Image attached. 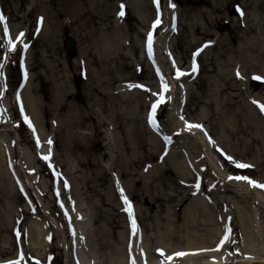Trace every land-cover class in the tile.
<instances>
[{
  "label": "rangeland",
  "instance_id": "obj_1",
  "mask_svg": "<svg viewBox=\"0 0 264 264\" xmlns=\"http://www.w3.org/2000/svg\"><path fill=\"white\" fill-rule=\"evenodd\" d=\"M159 9L153 61L144 41L157 15L151 0H0L11 37L23 31L29 44L26 52L0 48V264L21 252L20 264H156L191 255L199 249H183V226L192 214L198 223L190 229L211 251L191 264H264V189L246 193L251 186L228 179L264 183V112L252 102L264 104V0H159ZM173 61L186 75L174 78ZM156 67L170 90L154 129L145 117L160 90ZM29 96L38 97L35 137L20 112L29 117ZM221 152L252 167L230 170ZM180 161L192 181L183 180ZM117 181L133 207L135 235ZM57 204L69 211L71 235ZM226 227L229 240L217 249ZM197 243L189 246H204Z\"/></svg>",
  "mask_w": 264,
  "mask_h": 264
},
{
  "label": "snow or ice",
  "instance_id": "obj_2",
  "mask_svg": "<svg viewBox=\"0 0 264 264\" xmlns=\"http://www.w3.org/2000/svg\"><path fill=\"white\" fill-rule=\"evenodd\" d=\"M153 2L157 5V15H156V19L153 22L151 28L152 30H150L147 35H146V50H147V55L149 57V59H152L154 61V53H153V42H154V32L153 30H155L160 24H161V15H160V9H159V0H153ZM169 6L171 8H175L174 4H169ZM124 5L121 4L120 5V11L117 13L118 16L123 17L124 16ZM237 11H240L239 8H237ZM243 15V13L241 12V16ZM173 23L171 25V28L173 31H175V13H173V17H172ZM43 22V18H40V23L42 24ZM0 25L3 26L2 28V36L4 37V43L2 45H0V48H6L7 49V53H12L18 50V48L20 50H22L23 52H26L27 49L29 48V44L27 42H25V33L23 31H20L15 38L13 39L10 35V29L7 25V21H6V17L4 16L3 13H0ZM208 45H204V47H207ZM202 51V49H197L196 52L193 54V63H192V71L195 72L197 70V65L195 63V56L199 54V52ZM8 56L5 55L4 61L7 62L8 60ZM4 63H0V68H3ZM21 67L23 68L24 65L23 63H21ZM172 68L175 70V74H174V78L175 79H179L180 77L186 75V73L184 71H182L178 66H176L175 62L173 61L172 64ZM157 76L159 77V81H160V90L158 93H151L152 96L156 97L155 101L153 103H151V107H150V111L148 114V122L152 125V127L154 129L158 128L157 125V120L155 119V115L157 112V108L158 106L163 105L166 102L165 99V94L170 90V85L169 83L165 80L163 74L160 72L159 67H156L155 69ZM0 75H2V73H0ZM237 77H240V72L239 70H237L236 72ZM27 78V72L25 70V79ZM255 80H260L262 79L260 76H253L252 77ZM128 87L131 88H140L143 89L146 92H149L150 90L147 89L144 85H139V84H129ZM182 87V85H181ZM0 98H2V93H0ZM19 95L17 96V100H19ZM168 99H171V97H168ZM254 104H257V106L259 107L261 112H264V104H259L257 101L253 100L252 101ZM20 112L21 115L23 117V121L24 123H26L28 125V127L30 129H32L33 131V135L35 137L36 133H35V128L34 126L31 124L29 117L27 115H24L23 113V107L21 106L20 108ZM181 119L183 120V117L181 116ZM187 128L191 129V128H199L201 130L202 129V125L199 124H187L186 125ZM205 135H207V133H205ZM164 140L167 142H170V137L165 136ZM211 143H215L214 141H211ZM48 144H51V140L48 141ZM36 146L39 147L40 146V141L38 139V137L36 138ZM217 151H220L219 149H217ZM221 155H224L225 159L232 165L235 166V168L237 169H247L252 167L251 165L245 164V163H240L237 162L236 160H234L232 157L230 156H226V154L221 152ZM50 156L51 153L49 152L48 155L42 156L41 159L48 161L50 160ZM49 167H53L51 164H49ZM54 175H56L57 177L59 176V173H54ZM199 177H197V182L195 184V187L197 190H199L200 187V183H199ZM229 180H234L237 182H245L247 183L249 186L254 187V188H260V189H264V183H260L256 180L251 179L249 176L246 175H229L228 176ZM64 187L68 188V183L67 181H63ZM117 189L120 192L121 198L123 200V203L125 205L124 211L127 212L129 220L131 222V231H132V235H135L138 231L137 228V224H136V220L134 218V211H133V207L131 205V202L128 200V198L124 195V191L123 189L119 186V182L117 181ZM22 190V189H21ZM57 197H59V191L57 190ZM70 199V198H69ZM61 208H64V205L61 203ZM74 210V209H73ZM65 216L69 219V227L71 228V224H70V217L68 215L67 210L65 209L64 212ZM79 218V217H78ZM231 229L226 227L225 230V235L223 236V238L219 241V244L217 245V249H219L222 245H224V243L226 241L229 240V234H230ZM26 234V233H25ZM17 237L19 238L21 233L19 231L16 232ZM73 235H74V231H73ZM234 243V241H233ZM130 249H131V242L129 245ZM141 254L143 255V252L141 250ZM161 256H164V253L161 251L160 252ZM187 253L185 252H176L174 254V256L176 257H182L184 255H186ZM24 255L21 252L19 254V258L15 259V260H9V261H4L2 262V264H20V262L22 260H24ZM167 259L169 261H171L173 259V256H168ZM132 264H136L135 260H132Z\"/></svg>",
  "mask_w": 264,
  "mask_h": 264
},
{
  "label": "bare ground",
  "instance_id": "obj_3",
  "mask_svg": "<svg viewBox=\"0 0 264 264\" xmlns=\"http://www.w3.org/2000/svg\"><path fill=\"white\" fill-rule=\"evenodd\" d=\"M30 88V84L28 83V85H27V87L25 88V90H24V92L23 93H25L26 94V92H27V90ZM35 98H37L38 99V97L37 96H35V97H32V96H29L28 97V101H27V103H26V108H27V106L29 107V105L31 106V109L32 110H30L29 111V108H27V110L30 112L29 113V120L31 121V118L32 119H34L33 121L36 123V125H37V127L39 126V128H41L40 127V117H39V114L37 113V111H36V108H35V106H36V104H35V102H36V99ZM137 107H140V105L137 103L136 105H135V108H137ZM264 128V127H263ZM260 129H262V128H260ZM262 130H264V129H262ZM262 132H264V131H262ZM192 137H193V135H192ZM194 137H196L195 138V141H197V143L199 144V145H201V147L204 145V143L200 140V136H199V132H196L195 134H194ZM3 147H4V144H2L1 142H0V175H3L5 172H4V170H3V168H2V166H1V162L2 161H4V157H3V155H2V149H3ZM47 155V154H46ZM218 156L219 157H221L222 158V156L218 153ZM178 169L180 170L179 171V173L182 175V178H183V180L184 181H189V180H191L192 181V179H194V175L193 174H191V173H189L188 171H187V169L184 167V163H183V161H180V162H178ZM229 169L230 170H234L235 169V167H233V166H229ZM200 180H201V178H200ZM237 182V181H236ZM242 183H244L245 184V186H248L249 187V185L247 184V183H245V182H237L236 184H237V186L239 187V188H242L241 187V184ZM181 186H188L187 185V183H183V182H181V184H180ZM226 188V187H225ZM228 189V188H227ZM251 190H254L253 189V187H250L249 189H248V191H246V193H250L249 191H251ZM240 211L239 210H237V213H239ZM6 217H7V219H8V216L6 215ZM52 220V222L55 224V227L59 230V226H58V224L53 220V219H51ZM209 220V222H212V220L211 219H208ZM198 222H197V220H196V218H195V215L194 214H192L191 216H189L188 217V219H186L185 220V222H184V225L185 226H183V227H185L184 229H186L185 230V234H187V236H186V244L188 245L187 247H185V248H183V249H199V251L198 252H196V253H193V254H191V255H184V256H182V257H176V256H173V257H176V258H173L171 261H169V260H164V259H159L158 260V262L156 263V264H174V260H179V261H182V263L181 264H191V262L192 261H196L197 259H199V258H207V257H209L210 256V254H209V251H211L208 247L209 246H206L205 245V242L204 241H206L207 240V237H205V236H199V233H197L196 231H192L190 228L191 227H193L194 225H196ZM61 232V231H60ZM39 231L37 230L36 231V238L38 239L39 237H38V235H39ZM194 235L193 237H190L191 235ZM194 237H198L197 239H195ZM196 242H198L197 244H203L204 246H195V247H193V246H189L191 243H196ZM164 243V242H163ZM164 247H166L167 248V244L166 243H164V245H163ZM119 250H120V246H119ZM118 250V251H119ZM117 251V250H116ZM179 251V250H178ZM257 251H259V249H257L256 250V252ZM159 250L158 251H156V254H159ZM176 252V251H175ZM181 252H185V251H181ZM187 252V251H186ZM114 253H116V252H114ZM119 257H121V255H119L118 256V258ZM122 259V258H121ZM120 259V260H121ZM240 261L242 260V259H239ZM120 262V261H119ZM223 263H225V261L223 260V259H219V260H217L214 264H223ZM129 264H132V261H131V263H129Z\"/></svg>",
  "mask_w": 264,
  "mask_h": 264
},
{
  "label": "water",
  "instance_id": "obj_4",
  "mask_svg": "<svg viewBox=\"0 0 264 264\" xmlns=\"http://www.w3.org/2000/svg\"><path fill=\"white\" fill-rule=\"evenodd\" d=\"M65 46H66L67 49H68V48H72V46H73V41H72L71 39H67V40L65 41Z\"/></svg>",
  "mask_w": 264,
  "mask_h": 264
}]
</instances>
